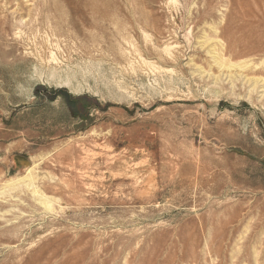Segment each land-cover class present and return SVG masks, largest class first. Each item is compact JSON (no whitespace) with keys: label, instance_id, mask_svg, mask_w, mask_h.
<instances>
[{"label":"rangeland","instance_id":"1","mask_svg":"<svg viewBox=\"0 0 264 264\" xmlns=\"http://www.w3.org/2000/svg\"><path fill=\"white\" fill-rule=\"evenodd\" d=\"M0 264H264V0H0Z\"/></svg>","mask_w":264,"mask_h":264}]
</instances>
